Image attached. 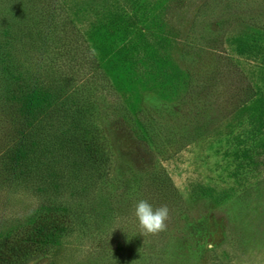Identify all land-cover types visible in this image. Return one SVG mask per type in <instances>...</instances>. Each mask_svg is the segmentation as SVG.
Wrapping results in <instances>:
<instances>
[{"label":"rangeland","instance_id":"obj_1","mask_svg":"<svg viewBox=\"0 0 264 264\" xmlns=\"http://www.w3.org/2000/svg\"><path fill=\"white\" fill-rule=\"evenodd\" d=\"M37 83L101 127L107 179L9 168L7 105ZM48 199L73 224L27 264H264V0H0V235Z\"/></svg>","mask_w":264,"mask_h":264},{"label":"trees","instance_id":"obj_2","mask_svg":"<svg viewBox=\"0 0 264 264\" xmlns=\"http://www.w3.org/2000/svg\"><path fill=\"white\" fill-rule=\"evenodd\" d=\"M65 18H59L61 25L66 23ZM55 92L54 87L37 83L36 88L13 95L7 105L13 117L12 129L8 132L2 158L13 171L21 173L27 169L36 178L39 175L43 191L58 190L62 185L57 179L61 176L47 179L38 169L39 165L47 166V157L67 162L71 173L77 176L82 173L85 177L82 180L97 185L108 178L110 170V153L101 127L86 118L87 109L82 103H71L68 98L53 102ZM49 173L55 174V168ZM168 190L174 196V187ZM72 224L68 208L48 199L23 223L0 235V264H27L34 257L47 253ZM156 256L163 262L167 258L164 252Z\"/></svg>","mask_w":264,"mask_h":264},{"label":"clouds","instance_id":"obj_3","mask_svg":"<svg viewBox=\"0 0 264 264\" xmlns=\"http://www.w3.org/2000/svg\"><path fill=\"white\" fill-rule=\"evenodd\" d=\"M168 211L166 206L154 208L152 204L141 199L135 204L134 214L145 233L155 234L164 230Z\"/></svg>","mask_w":264,"mask_h":264}]
</instances>
